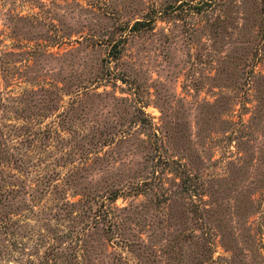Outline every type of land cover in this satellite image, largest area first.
<instances>
[{
  "label": "rangeland",
  "instance_id": "obj_1",
  "mask_svg": "<svg viewBox=\"0 0 264 264\" xmlns=\"http://www.w3.org/2000/svg\"><path fill=\"white\" fill-rule=\"evenodd\" d=\"M0 264H264V0H0Z\"/></svg>",
  "mask_w": 264,
  "mask_h": 264
}]
</instances>
